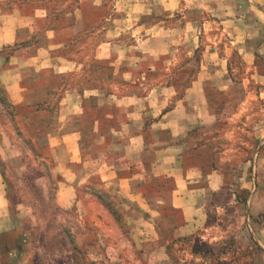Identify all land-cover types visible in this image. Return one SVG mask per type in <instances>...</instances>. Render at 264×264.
Segmentation results:
<instances>
[{"label":"rangeland","instance_id":"1","mask_svg":"<svg viewBox=\"0 0 264 264\" xmlns=\"http://www.w3.org/2000/svg\"><path fill=\"white\" fill-rule=\"evenodd\" d=\"M0 6L8 264H264V0ZM202 91L207 119L171 137ZM181 145L210 190L179 235L156 168Z\"/></svg>","mask_w":264,"mask_h":264},{"label":"crops","instance_id":"2","mask_svg":"<svg viewBox=\"0 0 264 264\" xmlns=\"http://www.w3.org/2000/svg\"><path fill=\"white\" fill-rule=\"evenodd\" d=\"M5 1L7 0H0V3L2 4ZM19 6H21V4H14V9L16 10ZM2 13L3 11L0 6V16ZM35 23H37V21ZM208 102L209 101L207 97L203 96L202 91L199 93L198 98H194V102L192 104H188L189 107H191V105L193 106V112H191L192 110L187 107L188 110H185L190 113L185 112L184 114H182L186 115L188 118L186 116L177 117L180 113L179 108H177L178 112H176V110L174 109L173 111L165 114V123L169 122V124H166V128L169 129V135H171V137L173 138H182L183 136H186V133L191 131V128L196 126L197 123L201 124V121L203 119H207L209 115V112L207 110ZM171 115L174 116L170 119H167V117H171ZM172 142H176V140H172L170 143ZM182 151L183 148L181 145V147L178 149L166 148L165 150L160 152L161 154H159L160 156L158 157V162L159 164L161 163V165H159L158 169L156 168V170H159L157 172L159 178L161 177V175H169L170 180L174 185L171 197L172 207L175 212L181 213L184 218L182 224L181 222L177 224V228L176 226H174L175 232H181V230L184 228L189 229L188 232L193 233L198 229V226L196 227V223L200 220L202 221L203 219L204 211L202 203H204V201L202 200H204L203 196L207 193L206 191H209L210 189L206 190V188L208 187L207 185L206 187H201L198 185V183L200 182V174L202 175L203 165L198 163L195 165L187 166L183 162ZM108 178L112 180L118 178L119 181H132L134 179L131 177H128V179H121L117 176V172H115L114 175H109ZM144 182L145 181L141 182V184ZM128 194L129 196L131 195L130 192ZM133 195H136L137 200H139V198L147 199L146 194L143 191H135V194ZM157 195H160V192H157ZM6 197L7 189L5 181L3 179V176L0 174V236L5 234L6 231L10 229V227L6 228V223L10 220V214L5 204ZM158 198L161 200L164 199L160 196ZM179 235H181V233ZM8 262L9 260L5 259L2 250H0V264H8Z\"/></svg>","mask_w":264,"mask_h":264}]
</instances>
